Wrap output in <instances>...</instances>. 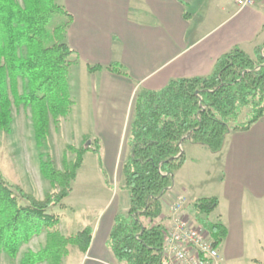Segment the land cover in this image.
Masks as SVG:
<instances>
[{
	"label": "trees",
	"instance_id": "trees-1",
	"mask_svg": "<svg viewBox=\"0 0 264 264\" xmlns=\"http://www.w3.org/2000/svg\"><path fill=\"white\" fill-rule=\"evenodd\" d=\"M23 1L24 7L15 0H0V124L7 128L12 105L32 110L41 174L46 180L59 182L60 191L39 201L15 187L18 197L28 203L23 207L0 173V223L8 218L0 227V251L15 258L22 243L45 234L46 249L27 256L22 264H63L69 246L82 254L89 252L94 230L88 226L65 237L59 229L60 217L48 211L72 195V183L86 154L98 156L106 185L111 187L97 137H85L84 143L93 144L90 148L68 147L76 158L69 161L64 157L63 173L55 166L50 126L59 125L74 106L69 70L77 59L65 40L72 17L57 0ZM23 48L26 56L20 55ZM254 55L252 58L235 47L218 59L208 77L172 81L162 90L137 95L127 139L130 152L123 165L129 207L125 214L115 216L107 243L119 264H169L165 257L169 225L163 198L174 187L175 173L185 164L181 146L189 142L218 154L232 132H248L264 117V44ZM103 70L128 77L118 63L106 68L88 67L90 73ZM19 79L28 81V94L19 93ZM245 111L249 113L241 121ZM219 204L217 197H211L192 205L196 221L218 248L227 237V229L208 218ZM8 232L11 238L7 240L4 235Z\"/></svg>",
	"mask_w": 264,
	"mask_h": 264
},
{
	"label": "crops",
	"instance_id": "crops-1",
	"mask_svg": "<svg viewBox=\"0 0 264 264\" xmlns=\"http://www.w3.org/2000/svg\"><path fill=\"white\" fill-rule=\"evenodd\" d=\"M58 2L72 17L65 40L77 59L69 74L74 101L71 115L78 107L79 75L86 64L87 73L96 80L101 79V83L93 86L90 110L92 121L97 124L94 130L98 132L89 136L99 138L101 144H107L110 149L118 143L121 131L126 128L138 94L162 90L180 79L208 77L218 59L235 47L252 56L264 43L262 0L246 9H240L235 0ZM116 63L125 68L128 77L107 70L88 71L89 66L106 68ZM207 157L216 162L220 192L196 200L217 197L220 201L208 219L227 229L219 259V264H227L228 261L223 263L222 259L229 251L234 250V256H241L238 243L245 201L264 199V117L248 132H232L223 150L218 154L210 152ZM186 162L187 159L184 166ZM179 189L194 198L192 186L179 188L174 184L170 191ZM225 202L229 204V212L224 210ZM116 215L112 213L104 225L93 227L91 248L87 254L80 252L78 263L88 259L90 264H119L107 246Z\"/></svg>",
	"mask_w": 264,
	"mask_h": 264
},
{
	"label": "rangeland",
	"instance_id": "rangeland-1",
	"mask_svg": "<svg viewBox=\"0 0 264 264\" xmlns=\"http://www.w3.org/2000/svg\"><path fill=\"white\" fill-rule=\"evenodd\" d=\"M235 1L240 8L237 0ZM262 1L264 4V0ZM15 2L24 7L23 0H15ZM56 3L60 5L58 0ZM20 55H27L25 48L21 50ZM251 57L255 58V55L253 54ZM73 58L76 60V57ZM82 68L79 75L80 93L76 96L78 99L77 109L73 116L70 112V115L63 119L59 125L51 124L50 126V153L57 170L61 173L64 171V157L66 156L69 161L76 158L75 152L68 147L72 146L79 149L84 145L85 148H90L93 144L91 141L84 143L85 137L95 136L98 132L94 130L97 128V124L92 121L90 110L92 109L93 86L97 82L101 83V79L96 80L89 75L86 64H83ZM70 71L71 68L69 74H71ZM18 89L21 95L28 94V81L19 79ZM98 94L100 95V91ZM248 113V111L244 112L241 121L245 120ZM133 114L134 112L129 115L126 128L121 131L118 143L113 149L108 148L105 143L101 144V157L104 169L109 176L111 188L106 185V179L99 167L98 156L94 153H88L84 157L82 168L78 171L77 179L72 183V195L64 200L61 205L48 211L49 214L60 217L59 229L63 236L70 237L88 226L104 225L112 213L125 214L127 212L129 200L126 192H124L123 165L130 152L127 139ZM32 119L33 113L30 108L21 107L18 109L12 105L11 120L7 128L1 127L0 124V173L17 197L15 187H19L27 194L33 195L37 200L43 201L47 195L60 191V183L55 184L46 180L41 174L39 152L35 139L36 133ZM181 148L187 162L183 169L177 173L175 186L179 188L185 185L192 186L194 198L183 189L176 192L170 191V194L163 198L164 215L169 213V208L173 203L184 199L186 201L185 213H189L191 218L196 221L192 211L193 203L197 197L215 196L217 192H220V174L216 170L215 160L207 157L210 152L205 147L185 142ZM19 204L23 207L28 206V203L20 198ZM224 210L229 212V204L226 202ZM5 219L8 218L1 219L0 227ZM242 221V234L238 243L242 257L234 256V250H232L228 252L225 259H222L223 263L228 261L227 264H257L252 260L264 263V199L259 202L254 200L251 202L247 199L242 211ZM10 232L4 235V239L11 238ZM46 247L47 237L45 234L33 237L30 241L21 244L15 258H10L7 252L0 251V264H22L27 256L39 254ZM79 258L80 251L69 246L68 255L64 258L63 264L91 263L90 261L87 262L88 259L78 263Z\"/></svg>",
	"mask_w": 264,
	"mask_h": 264
},
{
	"label": "built area",
	"instance_id": "built-area-1",
	"mask_svg": "<svg viewBox=\"0 0 264 264\" xmlns=\"http://www.w3.org/2000/svg\"><path fill=\"white\" fill-rule=\"evenodd\" d=\"M257 0H237L241 9L254 6ZM186 201L180 199L169 208L165 219L169 225L165 237V257L169 264H219L220 247L209 232L185 213Z\"/></svg>",
	"mask_w": 264,
	"mask_h": 264
}]
</instances>
